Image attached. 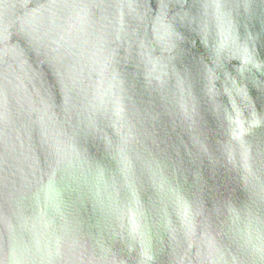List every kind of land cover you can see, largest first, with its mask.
I'll return each mask as SVG.
<instances>
[{
	"label": "water",
	"instance_id": "water-1",
	"mask_svg": "<svg viewBox=\"0 0 264 264\" xmlns=\"http://www.w3.org/2000/svg\"><path fill=\"white\" fill-rule=\"evenodd\" d=\"M0 264H264V0H0Z\"/></svg>",
	"mask_w": 264,
	"mask_h": 264
}]
</instances>
